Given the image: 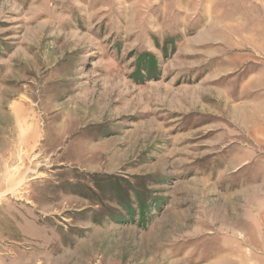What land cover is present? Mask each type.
<instances>
[{
    "label": "rangeland",
    "instance_id": "374dc122",
    "mask_svg": "<svg viewBox=\"0 0 264 264\" xmlns=\"http://www.w3.org/2000/svg\"><path fill=\"white\" fill-rule=\"evenodd\" d=\"M260 115L264 0H0V264H264Z\"/></svg>",
    "mask_w": 264,
    "mask_h": 264
},
{
    "label": "crops",
    "instance_id": "0c3cea01",
    "mask_svg": "<svg viewBox=\"0 0 264 264\" xmlns=\"http://www.w3.org/2000/svg\"><path fill=\"white\" fill-rule=\"evenodd\" d=\"M260 119L261 120H259V126H258L259 132L257 133L258 135L257 134L256 135H257V140H259V145H260V147H262V145H264V119H263V115H260ZM258 211H261L264 213V207H259ZM263 239H264V237H261V240H263ZM260 243H262V242H260ZM263 246H264V244H263ZM253 259H255V258L250 256L249 260L253 262Z\"/></svg>",
    "mask_w": 264,
    "mask_h": 264
}]
</instances>
